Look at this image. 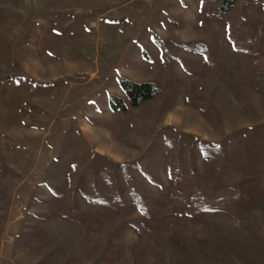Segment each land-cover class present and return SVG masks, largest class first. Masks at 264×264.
<instances>
[{"label":"rangeland","instance_id":"obj_1","mask_svg":"<svg viewBox=\"0 0 264 264\" xmlns=\"http://www.w3.org/2000/svg\"><path fill=\"white\" fill-rule=\"evenodd\" d=\"M215 8L0 0V264H264V0L224 18ZM191 43L201 50L181 46ZM120 77L160 92L131 107ZM110 97L127 110L111 111ZM181 143L220 150L186 164L215 195L236 183L235 215L146 218L85 199L95 180L126 188L127 164L141 192L168 205L177 183L166 165Z\"/></svg>","mask_w":264,"mask_h":264},{"label":"trees","instance_id":"obj_2","mask_svg":"<svg viewBox=\"0 0 264 264\" xmlns=\"http://www.w3.org/2000/svg\"><path fill=\"white\" fill-rule=\"evenodd\" d=\"M204 3H216L215 14L219 18L226 17L240 0H202ZM188 51L201 50L199 43L181 45ZM198 49H197V48ZM119 87L129 100V106L140 107L146 102L154 99L159 94V89L155 83L137 82L126 77H120L118 80ZM109 108L113 112L126 111L128 104L120 97H110ZM169 143L164 144V149H168ZM195 151L201 152L206 160H213L222 154L218 148L207 145L192 146L189 149L182 143L178 145L175 159L166 165V172L170 180H176L177 187L169 191L170 203L166 206H158L153 200L145 196L136 182L128 175V169L134 165H120L121 173L126 183V188L116 185L114 179L108 181L102 179L97 182L93 181L88 185L85 191V199L104 210L125 213L133 210L139 211L146 218H160L168 215L181 214L182 212L189 217H199L212 214L235 215V206L241 201L243 195L241 189L232 180L228 183L225 190L217 195L213 194L210 187H203L194 182V170L190 165L191 154ZM186 158L188 161H186ZM191 163V162H190ZM188 168L187 170H185ZM191 169V171H190ZM190 172V173H189ZM152 182V177L146 173ZM233 174H239V171L233 170ZM175 175H177L175 178ZM185 182V183H183ZM99 189V190H98ZM93 190H96L93 192ZM98 190V191H97ZM71 208V207H70ZM70 212V213H69ZM61 215L69 220L75 221L74 214L77 212L69 208L60 212ZM138 232H142L140 225L135 222H129Z\"/></svg>","mask_w":264,"mask_h":264}]
</instances>
